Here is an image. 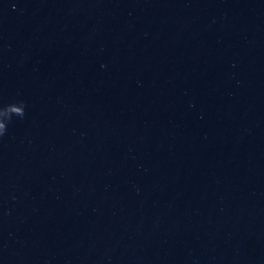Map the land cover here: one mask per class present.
<instances>
[{
	"label": "water",
	"instance_id": "95a60500",
	"mask_svg": "<svg viewBox=\"0 0 264 264\" xmlns=\"http://www.w3.org/2000/svg\"><path fill=\"white\" fill-rule=\"evenodd\" d=\"M0 125V264H264V0H0Z\"/></svg>",
	"mask_w": 264,
	"mask_h": 264
},
{
	"label": "clouds",
	"instance_id": "9594fccd",
	"mask_svg": "<svg viewBox=\"0 0 264 264\" xmlns=\"http://www.w3.org/2000/svg\"><path fill=\"white\" fill-rule=\"evenodd\" d=\"M19 104H21L23 106V103L22 102H19ZM16 112L19 114V117H21V118L23 117L24 111H21L20 109H16ZM10 121H11V116L8 119V122H10ZM2 128H3V125H0V129H2ZM3 133H4L3 131H0V135H2Z\"/></svg>",
	"mask_w": 264,
	"mask_h": 264
}]
</instances>
